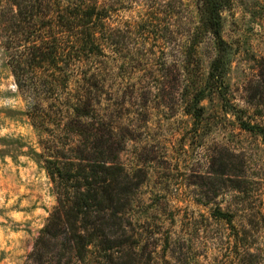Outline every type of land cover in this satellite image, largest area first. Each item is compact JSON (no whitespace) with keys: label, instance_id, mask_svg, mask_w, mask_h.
<instances>
[{"label":"trees","instance_id":"obj_1","mask_svg":"<svg viewBox=\"0 0 264 264\" xmlns=\"http://www.w3.org/2000/svg\"><path fill=\"white\" fill-rule=\"evenodd\" d=\"M113 1L0 0V39L40 131L56 196L25 264H152L131 217L142 180L121 162L124 137L109 105L102 106L109 78L170 58L176 73L182 61L190 74V67H200L198 47L210 35L215 55L207 79L193 87L191 112L195 119L203 115L207 91L227 100L223 12L232 0H146L145 13L126 28L109 20L136 0ZM251 102L264 120V73ZM242 124L264 142V122ZM230 161L223 158L214 172L232 192L231 206L213 213L222 226L219 244L227 264H264V172L252 175L243 163L231 173Z\"/></svg>","mask_w":264,"mask_h":264},{"label":"rangeland","instance_id":"obj_2","mask_svg":"<svg viewBox=\"0 0 264 264\" xmlns=\"http://www.w3.org/2000/svg\"><path fill=\"white\" fill-rule=\"evenodd\" d=\"M146 10V0H136L115 9L109 22L126 28ZM210 37L198 47L200 67H190V74L182 61V73H176L170 58L108 79L109 100L102 106L109 105L113 126L124 137L121 162L142 180L131 217L152 264H227L213 213L231 206L232 192L214 172L226 157L231 173L243 163L252 175L264 172L262 136L242 124L264 122L251 102L264 73V0H232L224 10L227 100L207 91L203 115L195 119L193 87L207 79L215 55ZM7 59L0 39V264H25L56 196L40 131Z\"/></svg>","mask_w":264,"mask_h":264}]
</instances>
